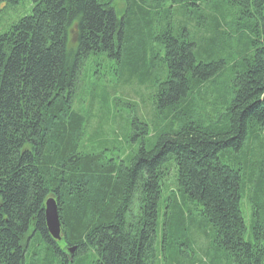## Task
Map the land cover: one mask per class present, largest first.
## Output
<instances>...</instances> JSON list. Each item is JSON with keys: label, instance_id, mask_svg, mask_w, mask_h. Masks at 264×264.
Returning a JSON list of instances; mask_svg holds the SVG:
<instances>
[{"label": "trees", "instance_id": "16d2710c", "mask_svg": "<svg viewBox=\"0 0 264 264\" xmlns=\"http://www.w3.org/2000/svg\"><path fill=\"white\" fill-rule=\"evenodd\" d=\"M115 1L0 0V264H264V0Z\"/></svg>", "mask_w": 264, "mask_h": 264}, {"label": "rangeland", "instance_id": "374dc122", "mask_svg": "<svg viewBox=\"0 0 264 264\" xmlns=\"http://www.w3.org/2000/svg\"><path fill=\"white\" fill-rule=\"evenodd\" d=\"M125 6H126V0H116L114 3V9L118 15H122V13L125 10ZM27 8H28V4H23V5L20 4L16 8L10 9V11L8 13H6L4 15V17H2L1 22L3 24L0 23L1 24L0 29L4 30L3 28L6 26V22L8 23V22L17 20L20 17V15L25 12V10ZM84 72L87 74L86 71H83V74H84ZM106 73H107V71L104 72V74H106ZM82 78H81V88H83V86H84V84H82L83 80L85 81V79L84 78L82 79ZM109 80H112V78L108 77V79H106V82L108 81L107 83H109ZM113 85H114L113 82L109 83L108 89L111 90L113 88ZM119 94L121 96H118V99L115 101L116 108L114 109L115 106L110 107V109L108 110V113H107L108 116H112L113 114H115V112H117L116 118L114 121L120 122L122 119L126 118L127 113L125 112L126 108H124V106H125V104H128V103H126L128 101L132 102L135 105V108H133V110L136 109V113H137V116L139 118H142L144 121H148L150 119L151 107L148 106L149 105V96H148V91L145 88L137 89V90L125 88L122 91L119 90ZM93 122H94L93 125L96 126V122L95 121H93ZM93 125H92V127H94ZM112 125H113V123H112ZM121 147H122V149H124V152H126V150L129 149V147L125 146V145H123ZM170 172L172 174V171H170ZM169 189H171V188H169ZM243 210H244L245 218L247 221V216L249 214L248 204H245L243 206ZM196 232L194 230H192L191 237L193 238L194 249L200 250V251H198V253L200 254V253H202L203 250H206L207 246H206L205 239H202L203 237L205 238V235H203L201 232H200V234L198 232H197L198 233L197 234ZM66 252H67L69 257H71V255H73V253H74V251L72 253H69L68 250Z\"/></svg>", "mask_w": 264, "mask_h": 264}, {"label": "water", "instance_id": "95a60500", "mask_svg": "<svg viewBox=\"0 0 264 264\" xmlns=\"http://www.w3.org/2000/svg\"><path fill=\"white\" fill-rule=\"evenodd\" d=\"M44 217L47 231L52 239L60 240V222L58 217L57 205L54 198L49 197L44 204ZM74 248H69L73 252Z\"/></svg>", "mask_w": 264, "mask_h": 264}]
</instances>
